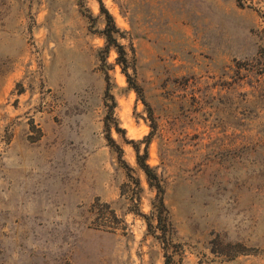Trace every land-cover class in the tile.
<instances>
[{"label":"rangeland","instance_id":"obj_1","mask_svg":"<svg viewBox=\"0 0 264 264\" xmlns=\"http://www.w3.org/2000/svg\"><path fill=\"white\" fill-rule=\"evenodd\" d=\"M102 2L144 100L97 0H0V264H264V0Z\"/></svg>","mask_w":264,"mask_h":264},{"label":"trees","instance_id":"obj_2","mask_svg":"<svg viewBox=\"0 0 264 264\" xmlns=\"http://www.w3.org/2000/svg\"><path fill=\"white\" fill-rule=\"evenodd\" d=\"M97 1L101 5V13H102L101 15L104 18V24H105V28L102 31V35L106 40V47L103 52L109 53L112 49H114L117 52L118 54L117 61L122 66L123 72L127 76L130 86L137 92L138 96L141 97L142 100H144L142 88L133 81L131 75L128 72L129 62H128L127 48L119 42V37L122 36V33L118 28V26L116 25L113 15L105 8L102 0H97ZM107 78L109 79V75H107ZM110 96L111 98H113L112 95ZM106 129L108 132L107 136L111 147L118 152L120 160L124 162L125 168L128 171V177L133 187L132 203L134 205H137V203H139V201L141 200V193L143 191L141 180L139 178L134 177L131 174V172H133V169L129 165H127L125 161L122 160L123 152H124L123 149L120 147L119 144H117V142L115 141V139H113L111 135L112 129H115V131L118 134H121L123 130L116 123L113 125V123H110L109 121L106 122ZM131 143L133 144L134 149L136 150L138 167L142 172H144L149 186L157 191V197H156V201L154 202V209L152 211V216L154 219L157 220L158 228L162 231V234L166 237L168 232V226L170 224L169 221L170 219H169V209L165 202V187L157 171L148 163V156H149L148 139H147V146L143 154H141V150L136 142L131 141ZM145 218L148 217L145 216ZM165 264H173L171 256H167Z\"/></svg>","mask_w":264,"mask_h":264}]
</instances>
